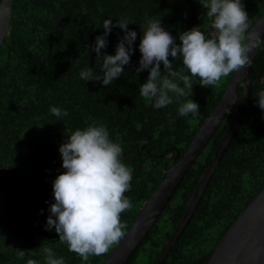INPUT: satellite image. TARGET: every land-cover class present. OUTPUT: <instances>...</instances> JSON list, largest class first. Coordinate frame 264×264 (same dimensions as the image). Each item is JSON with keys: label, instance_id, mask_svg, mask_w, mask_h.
Masks as SVG:
<instances>
[{"label": "trees", "instance_id": "obj_1", "mask_svg": "<svg viewBox=\"0 0 264 264\" xmlns=\"http://www.w3.org/2000/svg\"><path fill=\"white\" fill-rule=\"evenodd\" d=\"M1 1V0H0ZM15 0L14 16L0 49V264H45L44 247L63 257L65 264H103L106 255L83 261L70 252L53 228L46 231L53 182L65 170L59 147L77 129L102 124L112 142L122 147L121 161L132 170L125 196L132 209L121 214L126 232L167 170L189 146L198 129L215 108L234 73L219 87L200 86L193 78L192 94L176 98L161 108L139 93L147 70L137 74L139 43L146 20L177 38L193 28L206 38L215 34L212 19L201 3L206 0ZM198 3V4H195ZM252 27L264 15V0H241ZM130 21L137 33L131 64L112 85L84 81L80 71L99 72L103 58L91 51L103 22ZM124 32L114 28L102 55H115ZM247 36V33H246ZM171 60L172 58L169 57ZM78 60V62H76ZM182 58L173 61L174 70ZM161 64L162 77L167 71ZM185 74H189L185 70ZM251 95L242 122L190 222L163 264H207L215 248L242 211L264 188V111L256 104L264 91V41L250 71ZM181 87L183 84L181 83ZM242 85L239 95L245 94ZM199 105V115L180 117L187 100ZM68 115L57 118L50 109ZM229 125L220 124L196 163L177 187L166 208L126 264H155L180 226L197 185L212 164ZM47 201V203H45ZM43 210V214H41ZM20 251L34 254L19 255Z\"/></svg>", "mask_w": 264, "mask_h": 264}, {"label": "clouds", "instance_id": "obj_2", "mask_svg": "<svg viewBox=\"0 0 264 264\" xmlns=\"http://www.w3.org/2000/svg\"><path fill=\"white\" fill-rule=\"evenodd\" d=\"M201 4L207 10L205 15L213 21L215 34L211 38H206L197 27L183 32L177 44V38L161 26V20H146L147 27L139 43L141 59L135 72H149L139 93L146 100L154 99L156 109L174 102L170 93L176 98L192 94L194 77L199 78L201 87H219L223 77L251 65L249 53L261 43L258 36L252 40L246 36L249 16L241 0H206ZM129 25L127 19L115 24L111 19L103 22V35L97 36L91 46L97 58H103L101 74L88 67L80 71L82 80L107 87L121 77L125 66L131 64L137 39V33L130 31ZM114 28L121 29L124 35L119 39L115 55H102L101 50L108 47V36ZM178 57L182 58L183 67L174 70L173 61ZM161 64L167 71L163 77ZM256 104L264 111V91L259 92ZM50 111L57 118L68 115L59 107H52ZM178 114L196 118L199 105L192 99L187 100L179 106ZM59 152L65 171L53 182L55 202L48 209L45 230L54 228L59 241L83 261H88L90 256L106 255L125 237L127 225L120 217L133 207L125 196L133 174L121 161L122 147L110 140L106 126L93 124L75 130L59 147ZM17 251L21 257L34 254V251ZM43 252L45 264H65L64 258L57 257L51 248L44 247ZM27 264L39 262L28 259Z\"/></svg>", "mask_w": 264, "mask_h": 264}, {"label": "water", "instance_id": "obj_3", "mask_svg": "<svg viewBox=\"0 0 264 264\" xmlns=\"http://www.w3.org/2000/svg\"><path fill=\"white\" fill-rule=\"evenodd\" d=\"M185 1L192 3L189 0ZM14 7L15 0L0 1V49L10 32ZM247 36L249 40L257 36L261 40L258 47L249 53L251 65L234 72L224 93L198 129L192 142L175 162L163 172L160 183L144 203L140 213L127 230L125 237L117 244L110 255L106 256L103 264H126L151 231L177 187L196 163L215 131L225 118L229 117L228 128L215 152L212 164L201 177L189 203L186 215L155 264H163L180 238L242 122L251 95L250 71L264 41V15L252 27H249ZM242 85L246 87V91L240 97L239 90ZM207 264H264V188L232 224L215 248Z\"/></svg>", "mask_w": 264, "mask_h": 264}]
</instances>
